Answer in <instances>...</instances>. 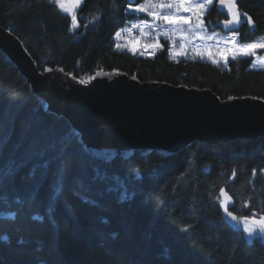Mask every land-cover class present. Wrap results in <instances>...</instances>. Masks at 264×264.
<instances>
[{"label":"trees","instance_id":"1","mask_svg":"<svg viewBox=\"0 0 264 264\" xmlns=\"http://www.w3.org/2000/svg\"><path fill=\"white\" fill-rule=\"evenodd\" d=\"M53 1L0 0V26L40 71L59 69L79 81L123 72L220 100L264 101V69L252 68V57L223 69L169 60L164 49L132 56L114 46L115 32L139 19L125 13V0H82L73 34ZM236 3L254 21L236 28L240 41L264 37V0ZM221 188L237 220L264 216V137L99 160L0 51V264H264V242H249L230 225Z\"/></svg>","mask_w":264,"mask_h":264},{"label":"water","instance_id":"2","mask_svg":"<svg viewBox=\"0 0 264 264\" xmlns=\"http://www.w3.org/2000/svg\"><path fill=\"white\" fill-rule=\"evenodd\" d=\"M0 51L46 110L65 118L99 160L140 151L168 156L192 141L264 137V101L257 98L220 100L209 90L142 83L123 72L98 71L81 83L59 69L38 70L21 41L1 26Z\"/></svg>","mask_w":264,"mask_h":264},{"label":"snow or ice","instance_id":"3","mask_svg":"<svg viewBox=\"0 0 264 264\" xmlns=\"http://www.w3.org/2000/svg\"><path fill=\"white\" fill-rule=\"evenodd\" d=\"M129 7L125 10L126 14H140L144 13L146 16L151 17V21L148 19H139L137 23H132L130 27L117 30L115 32V37L119 39L122 32L127 31L132 33L134 29H139L142 37L152 36L154 32L155 35L152 36V40L149 43L141 45L140 40L133 42L129 51L132 55L140 56H150L154 57L156 53L163 49V45L159 42V37L163 36L165 40H172L175 44V36L177 33L181 34V44L180 51L177 52L173 49L169 50V55L171 58L176 59L178 56L185 55V42L190 43L191 40L185 35V33H191L193 37L198 36L203 42L212 41L216 48V55H218L227 66V61L229 58L235 61L238 58H248L253 57V63H258L260 66L264 67V56L257 57V50L264 49V37L251 42H241L239 37L240 33L236 29V26L242 23L241 17L247 22L249 26H254V21L252 17L247 12H241L238 7L236 0H145L144 3H135L133 0H125ZM220 5L221 8L226 9L229 18L224 19L220 23L224 29L228 30L232 34L230 36H219L218 33L213 32L210 35H203L206 32L203 17L215 4ZM65 12L68 8L63 4L60 5ZM76 7V5H72ZM180 12L189 13L188 16L179 15ZM195 18V24L185 29L183 25H189V22ZM163 25L172 26L170 28H164ZM78 27L77 18L75 15L72 16V29L75 30ZM148 30H152L149 32ZM223 45V48H221ZM122 45L117 43L116 48H121ZM199 47L211 48L213 45L202 44ZM151 49V51H149ZM193 52L196 55H201L202 53L197 51L194 47ZM213 53L208 52V56L211 59L212 64H218L217 59L212 58ZM81 83H83L81 81ZM9 175H12L11 169L9 170ZM220 196L224 197L220 201L223 206L224 211L228 217L233 221H237V216L233 214L232 211L228 210L227 205L232 202L231 197L228 193L221 188ZM243 222L244 232L247 233L248 237H252L255 231H259L264 235V216L256 219V212L253 211L251 216L241 217ZM251 242V241H249Z\"/></svg>","mask_w":264,"mask_h":264},{"label":"rangeland","instance_id":"4","mask_svg":"<svg viewBox=\"0 0 264 264\" xmlns=\"http://www.w3.org/2000/svg\"><path fill=\"white\" fill-rule=\"evenodd\" d=\"M144 2H145V0H141L139 3H144ZM53 3L55 4L56 8L61 13H63L66 16H68L69 22H70L69 31H70L71 34L75 33V31L78 29V27L75 30L72 29V16L73 15L76 16L77 10H78V8L81 5L82 0H54ZM61 4H63L65 7L68 8L67 12H65L64 9L60 7ZM133 4H135V3H133ZM72 5H76V7H72ZM132 14H134V13H132ZM134 15L141 16V19H148L149 21H151V19H152L151 17L146 16V14H144V13L134 14ZM179 15L188 16L189 13L180 12ZM203 20H204V17H203ZM241 20L243 21L244 18L241 17ZM137 22L138 21H136L134 23H137ZM131 24L132 23H130L127 27H130ZM194 24H195V18H193L189 22V25H183V27L185 29H188L190 26H192ZM204 25H205V28H206V32L202 33L203 35H210L213 32H215V33H218L219 36L223 37V36H230L232 34L231 32H222L221 29H219V30H215V28L214 29H209L208 26L206 25L205 20H204ZM238 26L239 25H237L236 27H238ZM163 27L164 28H170L172 26L163 25ZM148 31L151 32L152 30H148ZM154 35H155V33L153 32L152 36H154ZM185 35L191 40V42L190 43L185 42V55L184 56H178L176 59L171 58V56L169 55V50L173 49V50H175L177 52H179L181 50L180 49V44L182 42L181 41V34L180 33L176 34V36H175V44H173L172 40H165L163 36L159 37V42L164 46L163 49H165L166 55H167V57L169 59H171V60H188V59H192L193 60V59H198V60H202L204 62L212 64L211 63V59L208 56V52L211 51L213 53L212 58L217 59L219 61L218 64H213V65L220 66L223 69H225L227 67V66H225V62L218 55H216V48L214 46V42H212V41L203 42V41H201L199 39L198 36L193 37L191 33H185ZM152 36L142 37L141 34H140L139 29H134L132 33H128L127 31H124V32H122L121 37L119 39H117L114 36V46H115V49L117 51L125 52L127 54L132 55L131 52L129 51V49L132 46L134 41L140 40L141 41V45H143V44L151 42ZM199 42H201V45L206 43V44L213 45V47H211V48H208V47H197L195 44H197ZM117 43L121 44L122 47L117 49L116 48V44ZM194 47L197 48V51L202 53V56L201 55H196V53L193 52L192 49ZM221 48H223V45H221ZM149 51H151V49H149ZM259 52H264V49L257 50V57L264 56V55H259ZM132 56H134V55H132ZM135 56L136 57H143V58H152V57L147 56V55H145V56L135 55ZM253 59L254 58L252 57V68L263 70L264 67L260 66L258 63H253ZM229 60H231V58H229ZM93 134H94V137L96 138L97 135H96L95 131H93ZM219 200L220 201L223 200V197L221 196ZM221 207L223 208L222 205H221ZM229 223H230V225L233 228L241 231L247 241H252L253 239L257 238V239L261 240L262 242H264V235H262L258 230L253 233L252 237H248L247 233L244 232L242 220L233 221V220L229 219Z\"/></svg>","mask_w":264,"mask_h":264},{"label":"flooded vegetation","instance_id":"5","mask_svg":"<svg viewBox=\"0 0 264 264\" xmlns=\"http://www.w3.org/2000/svg\"><path fill=\"white\" fill-rule=\"evenodd\" d=\"M211 9H213V16L208 21V25L210 24L209 27H215L216 29L222 28L223 26L220 22L228 18L226 9L221 8L218 2Z\"/></svg>","mask_w":264,"mask_h":264},{"label":"bare ground","instance_id":"6","mask_svg":"<svg viewBox=\"0 0 264 264\" xmlns=\"http://www.w3.org/2000/svg\"><path fill=\"white\" fill-rule=\"evenodd\" d=\"M197 47H199L200 45H201V42H199V43H197V44H195Z\"/></svg>","mask_w":264,"mask_h":264}]
</instances>
